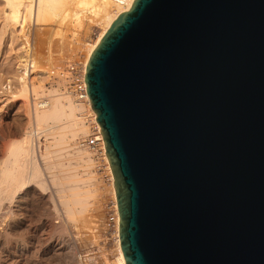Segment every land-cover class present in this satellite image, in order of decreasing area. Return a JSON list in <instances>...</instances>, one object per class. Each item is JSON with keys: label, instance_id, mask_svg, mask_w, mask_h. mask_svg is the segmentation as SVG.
<instances>
[{"label": "water", "instance_id": "obj_1", "mask_svg": "<svg viewBox=\"0 0 264 264\" xmlns=\"http://www.w3.org/2000/svg\"><path fill=\"white\" fill-rule=\"evenodd\" d=\"M85 79L126 264H264V0H135Z\"/></svg>", "mask_w": 264, "mask_h": 264}, {"label": "rangeland", "instance_id": "obj_2", "mask_svg": "<svg viewBox=\"0 0 264 264\" xmlns=\"http://www.w3.org/2000/svg\"><path fill=\"white\" fill-rule=\"evenodd\" d=\"M110 2L114 4L116 0ZM74 12L65 23L56 18L44 23L34 18L25 24L15 23L9 18L6 1L0 0V171L22 168L16 148L24 139V133L36 127L38 137L33 135L34 152L47 186L46 190L45 184L42 183V189L37 184L40 191L34 182L36 187H19L20 192L16 190V198L8 208H4L0 200V264H122L120 241L116 242L105 231L102 208L105 190L101 189L91 155L78 147L81 138L88 134L73 139L65 130L42 133L35 123V112H40L36 102L57 95L69 96L65 92L68 68L75 64L85 72L88 50L102 32L103 25L89 20L90 11L83 14V25L77 29L73 23ZM26 59L28 62H23ZM25 64L28 87L35 86L39 91L31 92L28 99L20 92L19 83ZM58 132H64L63 141ZM63 173H71L69 175L77 179L74 182L71 178L82 192L81 205L88 207L62 205L49 176L54 174L60 179ZM72 181L69 182L72 184ZM41 190L45 191L41 193ZM67 193L68 199L70 194ZM109 193L116 192L111 188ZM68 201L70 203V199ZM66 207L72 211L71 215ZM48 225L57 227L51 232L50 244L46 240L51 229Z\"/></svg>", "mask_w": 264, "mask_h": 264}, {"label": "bare ground", "instance_id": "obj_3", "mask_svg": "<svg viewBox=\"0 0 264 264\" xmlns=\"http://www.w3.org/2000/svg\"><path fill=\"white\" fill-rule=\"evenodd\" d=\"M5 1H6V5L8 6L9 18L15 23H20L22 21L23 24H25L26 21L28 19L30 20L31 18H34L36 22L39 23L40 22L44 23L52 18L59 19L62 23H65L67 18L71 16V13L75 11L73 14L74 17L73 23L77 26L78 29L83 25V16H84L83 14L90 11L92 15L91 17L88 18L91 21V23L93 22L99 23L100 25H103V28H102V32L98 36L97 41L88 50L87 61L85 66L86 67L85 74H86V69L90 56L92 55L96 46L98 45V43L100 42L106 31L108 30V28L111 26V24L119 17V15L129 11L135 0H116L114 4L113 3L111 4L110 0H5ZM72 5L75 7V9L73 10H72ZM23 62H28V60L27 59L23 60ZM30 65H32L33 68L35 67V64L32 60H30ZM24 66H25V72H23V75L19 78V83L21 86L20 92L24 95L25 99L26 98L28 99V96L31 94V92L39 93V91H37L36 89L37 87L34 88L35 86H32L31 88L28 87V84L26 82V77L28 76L27 65L25 64ZM52 97H53L52 99L49 100L46 99L45 101L46 105L40 102H37L35 104L36 108L40 110V112L39 111L37 113L35 112V116H34L38 131L49 134V131L52 129L62 130V131L65 130L68 131L70 135L73 136V139L77 138L79 135H84L86 133L88 134L89 131L88 128L85 126L84 120L86 119L85 113L87 112L95 116L91 102L90 105L87 106L89 108L86 109L83 105L75 104L74 101L71 98H69L70 96L57 95ZM42 105L45 106L42 107ZM51 124L52 126H50ZM98 126L100 127L99 124ZM32 131H34V134ZM32 131L29 132L27 131L26 133H24L25 134L24 139L20 144H18L16 148L17 158L23 163L22 168L19 169V171L17 169H16L17 171H14L13 169H6L0 171V200L4 208H8L10 203H12L14 198H16L15 196L16 190L20 192V190L24 186L27 188L32 185L35 186V184L41 185V189H42L43 188L42 183L46 180L44 178V173H42V170L40 169L39 166L40 164H38L36 153L34 152L36 148H34L33 135L35 137H38L37 134L38 132H36L37 131L36 127ZM52 132H55V130H53ZM58 133L61 134L59 137L61 141L62 140L61 137L65 136L64 134H62L64 132H58ZM108 162L110 164L109 159ZM110 168H111V164H110ZM69 174L71 173L64 174L63 177H60V179H58V177L55 178L54 174H53L54 176L53 175L50 176L48 175V176L49 178H51L50 181H52V183L55 185L56 192H58L59 194V198L61 200L62 205H68V204L81 205V203L83 202L81 198L82 192L80 193V189H78L79 186L77 187L78 184L76 185L77 182L74 183L75 181H77V179H75L74 176L72 175L70 176ZM71 178L74 180V182L72 181ZM68 179H70L69 181H72V184L68 181ZM33 182L35 184H33ZM39 185L37 186L39 187ZM45 187L47 188L46 184L44 185V189H46ZM38 189L40 191V187ZM114 190L116 192L115 185H114ZM42 191L45 190H41V193ZM66 192H69L67 193L68 195L70 194V198L68 199L66 198ZM115 194L117 195V193ZM69 199H70V203L68 201ZM6 204H8V206ZM84 205L82 204L81 206L83 207ZM86 206L88 207V205ZM67 208L68 207H66L65 209ZM72 208L73 210L75 209V207ZM66 211L67 212L69 211L71 215L72 213L71 210L67 209ZM48 227H50L51 229L48 230L46 234L47 235L46 240L47 243L50 244V242L52 241L51 232L57 227L56 225L55 226L48 225ZM1 237H2V233L0 231V238ZM120 257L122 264H126L122 249H120Z\"/></svg>", "mask_w": 264, "mask_h": 264}, {"label": "built area", "instance_id": "obj_4", "mask_svg": "<svg viewBox=\"0 0 264 264\" xmlns=\"http://www.w3.org/2000/svg\"><path fill=\"white\" fill-rule=\"evenodd\" d=\"M85 76L86 74L83 71V67H79L75 64L70 65L65 79V92L74 99L77 105L87 107L90 105V98ZM45 101V99H41L38 102L45 104ZM45 105H42V107ZM84 121L85 125H88L89 133L86 137L81 138L78 147L87 151L91 155L94 171L98 175L101 189L105 190L102 204L105 231L110 238L119 242V206L117 195L109 193L111 188L114 190V179L107 159L105 140L102 131L96 122L95 116L88 113Z\"/></svg>", "mask_w": 264, "mask_h": 264}]
</instances>
